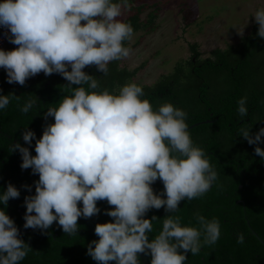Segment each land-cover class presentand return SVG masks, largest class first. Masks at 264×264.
<instances>
[{"label":"clouds","instance_id":"1","mask_svg":"<svg viewBox=\"0 0 264 264\" xmlns=\"http://www.w3.org/2000/svg\"><path fill=\"white\" fill-rule=\"evenodd\" d=\"M129 8L128 0L0 3V26L10 33L8 42L17 46L0 50L6 82L24 86L41 72L46 77L59 74L67 81L59 106L44 112L43 118L52 117L54 123L46 124L39 139L31 130L22 133L29 147L35 140L36 155L19 143L11 147L21 155V169L39 176L35 194L24 198L23 227L44 234L56 222L65 234L75 235L78 220L98 215L97 202L106 201L111 210L104 214L113 222L96 224L99 239L91 241L86 252L97 264H140V254L150 256V264H184L187 253L197 255L203 245H213L220 237L216 219L197 215L198 229L182 227L181 218L171 215L182 201L203 196L217 180L205 152L191 140L187 113L171 103L154 111L149 100L141 99L143 88L134 82L113 90L118 94L106 88L97 91L99 80L83 71L94 66L106 77L111 62L130 58L133 50L125 42L132 40L134 30L119 19ZM253 18L257 36L264 39V7ZM13 99L19 97L0 95V109ZM246 99L238 101L241 118L248 114ZM35 104L28 100L20 111L27 114ZM237 135L256 145L254 154L264 160L259 147L264 128L253 134L242 127ZM157 180L164 186L160 194L152 188ZM22 187L31 192L30 186ZM19 197L20 191L9 183L0 204L7 206ZM161 208L169 215L150 240L148 233L158 218L146 219V214ZM19 236L14 221L0 210V264H19L32 251ZM237 242L244 243L242 234Z\"/></svg>","mask_w":264,"mask_h":264},{"label":"trees","instance_id":"2","mask_svg":"<svg viewBox=\"0 0 264 264\" xmlns=\"http://www.w3.org/2000/svg\"><path fill=\"white\" fill-rule=\"evenodd\" d=\"M141 1L128 0V15L122 20L132 25L134 34L150 33L156 28L157 8ZM2 2L4 0H0ZM147 7L151 9L144 18ZM257 32L258 25L254 24L237 44L215 49L206 59L201 58L197 46L192 44L189 46L191 57L177 61L169 73L161 74L151 84L136 83L144 91L141 99L149 100L154 111L164 103H171L187 113L185 123L191 140L205 152V158L217 173V180L208 192L182 201L179 211L171 214L181 218L182 227L199 229L197 215L219 222L217 242L203 245L197 255L187 253L184 264H264V160L254 154L256 145L250 146L237 135L242 127L251 129L253 134L264 128V39L259 38ZM125 46L130 47L128 41ZM16 47L7 42L2 50L11 51ZM108 68L106 77L94 66L83 71L99 80L97 91L106 88L110 94H118L113 90L134 82L142 66L130 70L122 61H113ZM6 80V72L0 68V95L14 93L19 99H13L6 109H0V194L10 183L20 191V197L9 200L7 206L0 204V210L5 211L18 228L26 212L24 198L35 194L34 182L38 180L31 169H21V155L18 150L12 152L11 147L15 143L29 147L22 139L25 129L33 131L39 139L46 124L54 123L52 117L47 121L43 118L44 112L49 107L59 106L66 94L62 86L67 81L59 74L46 77L42 72L28 79L24 86L10 85ZM84 87L87 89V85ZM245 97L248 114L241 118L238 101ZM28 100H35L36 104L23 114L20 107ZM34 147L35 140L29 147L33 156L36 155ZM259 147L264 149V143ZM25 185L31 187V192L22 187ZM152 188L155 194L164 191L159 185ZM79 207L82 208V204ZM97 207L101 210L98 215L78 220L79 230L75 235L65 234L56 222L44 234L40 229H26L19 238L32 251L19 264H97L86 255L87 246L99 239L94 232L97 223L113 222L104 214L111 210L106 201L97 202ZM167 215L164 208L152 209L146 214V219L158 218L152 222L150 240L162 230V219ZM241 234L242 244L237 242ZM146 257L150 264L151 257Z\"/></svg>","mask_w":264,"mask_h":264},{"label":"rangeland","instance_id":"3","mask_svg":"<svg viewBox=\"0 0 264 264\" xmlns=\"http://www.w3.org/2000/svg\"><path fill=\"white\" fill-rule=\"evenodd\" d=\"M157 8L153 32H138L129 46L133 50L122 65L139 70L134 83L151 84L161 74L169 73L179 60L191 57L189 46L195 44L201 58L212 50L237 44L248 35L254 13L264 7V0H142ZM151 8L147 7L142 15ZM128 15L124 10L119 18ZM244 30V31H243ZM240 35L238 33H242Z\"/></svg>","mask_w":264,"mask_h":264},{"label":"water","instance_id":"4","mask_svg":"<svg viewBox=\"0 0 264 264\" xmlns=\"http://www.w3.org/2000/svg\"><path fill=\"white\" fill-rule=\"evenodd\" d=\"M36 177H37V180H38L39 179V176L36 175ZM153 185H159V186H161V187L164 188L163 183L160 180H157ZM33 214H35V213H33ZM24 223H25V220H23L22 223L20 224V226L18 227L20 236L23 235V234H25L27 232V230L23 227ZM251 233L253 234V236H255L257 238V235L252 230H251ZM259 241L261 242V240H259ZM261 243L263 244V242H261ZM139 259H140V264H148L147 257L145 255L140 254L139 255Z\"/></svg>","mask_w":264,"mask_h":264},{"label":"built area","instance_id":"5","mask_svg":"<svg viewBox=\"0 0 264 264\" xmlns=\"http://www.w3.org/2000/svg\"><path fill=\"white\" fill-rule=\"evenodd\" d=\"M8 35H10V33L7 32V29L0 26V50H2L7 44Z\"/></svg>","mask_w":264,"mask_h":264},{"label":"flooded vegetation","instance_id":"6","mask_svg":"<svg viewBox=\"0 0 264 264\" xmlns=\"http://www.w3.org/2000/svg\"><path fill=\"white\" fill-rule=\"evenodd\" d=\"M213 51V50H212ZM209 57V55L207 56V57H205L204 59H206V58H208Z\"/></svg>","mask_w":264,"mask_h":264}]
</instances>
